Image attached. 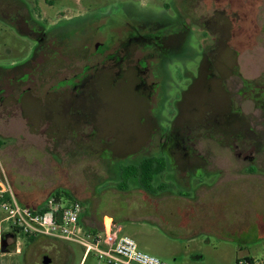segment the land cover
I'll use <instances>...</instances> for the list:
<instances>
[{
	"label": "rangeland",
	"instance_id": "obj_1",
	"mask_svg": "<svg viewBox=\"0 0 264 264\" xmlns=\"http://www.w3.org/2000/svg\"><path fill=\"white\" fill-rule=\"evenodd\" d=\"M227 2L0 0V97L7 102L25 87L39 96L56 93L58 80L81 73L87 51L101 41L109 39L114 48L129 33L159 37L152 43L139 42V48L129 47L135 58L154 55L145 60L152 69L150 79L158 83L150 102L134 90L131 73L127 85L98 81L94 90L103 102L99 110L87 109L94 115L89 122L66 120L60 110L54 113L58 117L41 122L42 115L27 109L30 118L25 117L21 108L9 118L0 105V167L10 186L21 192L17 201L39 207L54 194L72 198L81 205L82 220L95 224L91 232L79 233L80 239L92 242L101 237L95 216L122 206L123 201L113 197L120 193V167L164 157L166 171L155 177L154 185L165 184L175 193L212 190L211 209L218 224H140L138 236L130 234L131 226L121 236L131 237L139 250L168 264H235L237 256L264 261V0L233 5L239 11ZM36 4L39 16L32 12ZM215 19L211 31L209 22ZM40 30L47 38L38 46L35 35ZM199 31L212 32L218 46L231 45L238 51L237 77L249 82L243 94L247 100L240 102L234 88L231 94L244 112V137L238 140L243 144L239 142L238 149H231L227 145L231 139L220 138L215 126L189 111L196 108L193 97L179 98L202 59ZM203 43L209 53L211 41ZM90 57L100 59L93 52ZM90 103L84 102L85 108ZM92 123L99 128L89 135ZM234 127L239 124L234 122ZM230 129L222 127L219 133ZM185 130L190 141L199 142L194 147L204 158L176 157L168 152L171 147L159 146L162 134L177 136ZM238 152L242 154L237 156ZM248 155L252 161L243 159ZM237 173L255 176L248 182H222ZM8 233L14 237L9 252H0V264H43L45 257L49 264L81 263L85 250L81 244L28 238L14 232L0 211V238ZM83 264L106 263L90 252Z\"/></svg>",
	"mask_w": 264,
	"mask_h": 264
},
{
	"label": "flooded vegetation",
	"instance_id": "obj_2",
	"mask_svg": "<svg viewBox=\"0 0 264 264\" xmlns=\"http://www.w3.org/2000/svg\"><path fill=\"white\" fill-rule=\"evenodd\" d=\"M242 1L228 0L227 5L232 7L233 10V5L237 3L242 2V5L245 4V2L259 3V0ZM237 9L238 8L234 9V11ZM241 9L244 11L242 7ZM32 12L36 16L41 15L38 4H36V7H34ZM28 15L29 13H25V18H27ZM234 20H236V18ZM28 23L29 22L26 19L23 21V26L27 31L31 28L28 27ZM209 23L212 31V25H216V19ZM198 34L200 36L199 49L202 59L195 75H193L194 77H189L188 84L179 92V98L185 101L184 98H186V96H190V98L193 97L196 108L194 111L191 109H189V111H191L192 114H198L202 122H209L210 126H215L216 132L218 133L216 135H219L220 138L231 139L229 142L227 141V145L231 149H238L239 142L241 145L243 144V141L241 142V140H238L244 137V112L239 105H235L231 94L234 92V90H232V88H234L236 92L235 95L239 98L240 102L247 100L243 94L249 82L244 78L237 77V50L231 45L225 46V48L218 46L217 38L212 32L199 31ZM35 38V41L39 46L45 42L47 36L45 35V32L40 30L35 35ZM153 39L159 40V37H144L140 34L134 35V33H129L127 38L121 40L122 42H119L114 48H112V41L109 39L103 42L101 41V43L87 51L86 56H84L85 59L83 58L84 65L81 73L75 74L70 78L58 80L57 85L58 83L59 85L57 86L56 93L48 92L39 96L36 93L31 92L30 88L27 89L25 87L19 93L14 94L12 100L9 102H7L6 98L0 97V105L5 108L4 113L7 114L9 118H13L16 115L15 111L21 108V113L25 117H29L27 109L30 110V112L34 111V115H42L44 119H40L41 122H50L48 118H52L53 120L58 117L54 113L59 110L60 114L67 115L66 120L78 121L79 119L84 118V122H89L88 118L94 117V115L89 114L87 109L99 110L101 108L100 103L103 102L94 90L98 81L106 80V82L113 87L116 85H127V80L131 73H134V79L136 80V83L133 86L134 90L139 92L142 98L150 102L157 94L158 83L150 79L152 69L147 65L145 60L147 57H154V55L151 53L143 58H135L129 50V47H138L139 42L141 45L150 42L152 43ZM207 39L211 41V46L208 47L209 53H206V50L204 49L205 45L203 43V41H206ZM120 48H123L124 51ZM91 50L93 53L100 55L99 61L91 60ZM72 63L63 64L72 65ZM232 79L234 82L232 83L233 86L230 87L229 82ZM60 88L66 89L65 91L58 92ZM88 101L91 103L86 104L85 108L84 102ZM186 104L190 107V102H187ZM81 110H84L85 112H82ZM211 117L214 119L212 120ZM234 122L239 124V127H234ZM51 123L50 125H52ZM196 125L200 127V120ZM225 126L230 127V131L222 132L220 134V129ZM98 128V126L93 124L89 135L97 133ZM181 132V135H179L180 132H178L177 136L162 134L158 140L159 146L166 148L167 150H170L169 147H171L172 149L168 152H175L176 157L180 156L186 158L188 156H196L204 158V154L195 150L194 147V145L199 142L190 141L189 133H187L186 130ZM182 135L183 137H181ZM149 138L151 139V137ZM229 147L226 146V148ZM173 149L176 150L174 151ZM240 154L242 153L238 152L237 156H240ZM243 159L252 161L253 157L248 155L243 156ZM10 240L12 239L10 238L9 241Z\"/></svg>",
	"mask_w": 264,
	"mask_h": 264
},
{
	"label": "built area",
	"instance_id": "obj_3",
	"mask_svg": "<svg viewBox=\"0 0 264 264\" xmlns=\"http://www.w3.org/2000/svg\"><path fill=\"white\" fill-rule=\"evenodd\" d=\"M0 211L13 230L28 238L47 237L77 242L84 246L85 254L93 252L106 264H168L139 250L136 242L128 236H119L110 230L103 237L85 242L79 237V220L82 208L77 201L50 196L39 207L22 205L7 182L0 167ZM235 264H264V261L240 257Z\"/></svg>",
	"mask_w": 264,
	"mask_h": 264
},
{
	"label": "crops",
	"instance_id": "obj_4",
	"mask_svg": "<svg viewBox=\"0 0 264 264\" xmlns=\"http://www.w3.org/2000/svg\"><path fill=\"white\" fill-rule=\"evenodd\" d=\"M254 176L250 173H237L223 179L222 182H248ZM133 181L136 180H130L127 189L124 190L119 189V183H117L120 193L114 194L113 197L115 200L123 201L121 207L115 211L95 216L99 218L96 225H98L97 233L101 237L110 230H119L118 235L121 236L127 226L133 227L130 229L132 236H138L142 231L140 224H218L215 216L213 218L211 209L212 190L201 188L195 191L175 193L166 188L150 193L144 191L139 184H132ZM160 184H155V186ZM12 188L14 192L16 191V197L20 198L21 192L15 190L13 186ZM82 217L81 214L79 229L84 230V232H91L95 224H89L87 219L82 220ZM9 245H11V240ZM88 256L89 254H85L84 251L80 264H83ZM238 258L237 256L236 260Z\"/></svg>",
	"mask_w": 264,
	"mask_h": 264
},
{
	"label": "trees",
	"instance_id": "obj_5",
	"mask_svg": "<svg viewBox=\"0 0 264 264\" xmlns=\"http://www.w3.org/2000/svg\"><path fill=\"white\" fill-rule=\"evenodd\" d=\"M165 171L166 160L164 157H147L140 160L137 164L122 165L119 169L120 182L118 187L123 190L127 189L129 181L135 179L146 192L154 193L157 190L166 189L169 186L165 184L154 185L155 177L161 176ZM52 196L60 198L61 194ZM70 201H73V199L70 198ZM14 232L19 233L15 230Z\"/></svg>",
	"mask_w": 264,
	"mask_h": 264
},
{
	"label": "water",
	"instance_id": "obj_6",
	"mask_svg": "<svg viewBox=\"0 0 264 264\" xmlns=\"http://www.w3.org/2000/svg\"><path fill=\"white\" fill-rule=\"evenodd\" d=\"M14 237V235L13 234H10V233H8V234H5L4 236H2L1 238H0V252L1 253H8L9 252V239L11 238H13ZM49 262H50V260L47 258V257H45L44 259H43V264H49Z\"/></svg>",
	"mask_w": 264,
	"mask_h": 264
},
{
	"label": "bare ground",
	"instance_id": "obj_7",
	"mask_svg": "<svg viewBox=\"0 0 264 264\" xmlns=\"http://www.w3.org/2000/svg\"><path fill=\"white\" fill-rule=\"evenodd\" d=\"M106 223V222H105ZM109 224V223H108Z\"/></svg>",
	"mask_w": 264,
	"mask_h": 264
}]
</instances>
